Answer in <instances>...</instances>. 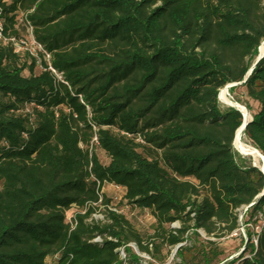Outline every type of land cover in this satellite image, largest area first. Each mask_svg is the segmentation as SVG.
<instances>
[{
    "label": "trees",
    "instance_id": "trees-1",
    "mask_svg": "<svg viewBox=\"0 0 264 264\" xmlns=\"http://www.w3.org/2000/svg\"><path fill=\"white\" fill-rule=\"evenodd\" d=\"M21 14L62 79L0 38V264H122L119 248L131 263V241L159 262L164 245L177 246L173 264L193 251L222 262L198 231L236 230L264 175L234 150L242 115L217 96L241 81L257 107L243 135L264 155V55L242 82L264 39V0H0L2 37L21 36ZM97 182L150 211L154 233L113 211L88 221ZM72 207L85 211L70 229ZM257 214L264 194L244 224ZM245 232L244 253L223 264H264V222Z\"/></svg>",
    "mask_w": 264,
    "mask_h": 264
},
{
    "label": "rangeland",
    "instance_id": "rangeland-1",
    "mask_svg": "<svg viewBox=\"0 0 264 264\" xmlns=\"http://www.w3.org/2000/svg\"><path fill=\"white\" fill-rule=\"evenodd\" d=\"M23 18H24L23 14H21L19 17V21L21 25L20 34L24 38H27L30 35V28L27 27V24L24 22ZM226 97L232 103H237L242 106H244L245 102H248L251 105V110L250 111L247 110L250 116H251V113L255 112L257 109L254 102L248 101V98L245 95V89L240 84L235 85L233 88L232 87L228 88L226 91ZM218 102L221 108L227 106V104L220 101L219 98H218ZM243 139L249 143L245 135H243ZM234 150L241 157H244L246 161L253 163L250 156L240 154L235 148ZM95 152L97 154L99 161L102 164H106L108 162V157L103 150L96 148ZM102 191L105 194V197L106 196L107 197H113V196L121 197L120 201L118 202H116L117 200H113V201L117 209L120 211V213L129 221V223L131 224L135 232H137L142 237H145L146 235H152L154 233L155 218L152 215V213L148 210L136 209L128 203L125 204L126 202L125 200H123L124 189H122L121 191H118L112 185L104 184L102 186ZM243 208L238 211V228L234 230L233 232H231L230 234H226L224 236H219V237H214V236L207 237L202 230L198 231L200 235L199 240L210 239L214 242V244L210 245L208 248L209 256H212L214 253H217L218 254L217 258L219 260L227 261L233 257H237L240 253H244L242 250H243L245 241L243 243L242 239H245V236H246L245 228H249L254 233H257L260 230L261 225L264 222V217H262L261 214H257L256 217L255 216L253 217V219L254 218L258 219L256 225H254L251 222L244 224V221L246 220L247 217L246 216L244 218L240 217V213L242 212ZM98 209L99 210H97L95 214L96 217L95 216L94 218L92 217L93 219H96L97 221L100 219V214L104 216L106 213V211H103V208H98ZM74 211H78V210L77 208L72 207L68 211V214L73 213ZM180 224H181L180 222L176 221L170 224V227L177 228L180 226ZM217 234H222V231H218ZM187 236L189 237L190 233H188ZM128 246L132 249L133 253H135L138 259L136 260V262L130 263L128 261V257L126 253L124 252L123 248L122 249L120 248L121 251L123 250V254H124V257L121 256L122 257L121 259H123L122 264H173L174 262H178V258H176L177 246H165V245L163 246V249H162V254L164 256L163 262H159L156 258L152 257L150 254L140 251L137 248V245L133 241L129 242ZM246 255H248V253H246ZM188 258L191 260L190 262H192L190 264H203L202 261L199 259L198 254L195 251L189 253ZM219 263H216V264H219Z\"/></svg>",
    "mask_w": 264,
    "mask_h": 264
},
{
    "label": "built area",
    "instance_id": "built-area-1",
    "mask_svg": "<svg viewBox=\"0 0 264 264\" xmlns=\"http://www.w3.org/2000/svg\"><path fill=\"white\" fill-rule=\"evenodd\" d=\"M27 27L30 28V35L27 38H24L22 35L19 36L18 38H15V37L4 38V37H2L1 32H0V38H3L4 41H10L12 43L15 51L27 52L29 55H31L35 59V63H36V66L38 67V69L49 70L57 79L61 80L62 79L61 74L58 71H56L50 64V60H49L50 54L44 49L42 44H40L38 41L35 40V38L32 35L31 27L28 24H27ZM0 28H1V24H0ZM42 61L46 62V66H44L42 64ZM95 140H96V137L94 136L93 141H95ZM104 184L112 185L118 191H121L122 189H124L123 187L116 185V184L105 183V182L102 184H99L97 182V186L99 187V189L97 191L98 199L96 202H92L91 204H88V205L95 206L94 211L91 213L90 217L87 219L88 221L92 220L94 218V216L96 217L95 214H96V211L99 210L98 208H103V211H113L116 213H120V211L115 206V203L113 200H117L116 202H118L121 200V197H116V196H113V197H107L106 196L105 197V194L102 191V186ZM124 192H125V190H124ZM104 198L108 199L107 203H104ZM68 211L66 212L65 221L69 225L70 229H73L74 226L76 225V213H83L85 211V209H83L81 211L80 210L74 211L73 213H70V214H68ZM102 219H103V215L100 214L99 220H102ZM93 220H96V219H93ZM92 241L100 242L101 238L99 236H96L92 239ZM254 242L256 243V239H254ZM119 254H120V257L121 256L124 257L123 250L121 251L120 248H119ZM54 259H57V257L55 256Z\"/></svg>",
    "mask_w": 264,
    "mask_h": 264
},
{
    "label": "bare ground",
    "instance_id": "bare-ground-1",
    "mask_svg": "<svg viewBox=\"0 0 264 264\" xmlns=\"http://www.w3.org/2000/svg\"><path fill=\"white\" fill-rule=\"evenodd\" d=\"M258 50L260 53L264 51V39L260 42L258 46ZM226 89L223 87L219 90V99L223 103H230L231 101L226 97ZM239 108H241L243 114L245 117L249 118L250 114L247 111V109L238 104ZM233 146L234 148L242 155L250 156L252 161L260 168H262L264 172V159L261 157L260 152L258 149H256L254 146H252L250 143L246 142L243 139V130L236 129L234 138H233Z\"/></svg>",
    "mask_w": 264,
    "mask_h": 264
},
{
    "label": "water",
    "instance_id": "water-1",
    "mask_svg": "<svg viewBox=\"0 0 264 264\" xmlns=\"http://www.w3.org/2000/svg\"><path fill=\"white\" fill-rule=\"evenodd\" d=\"M263 55H264V51L262 53H260L259 50H258V53L256 55V58H255L254 62L252 63V65L250 66L249 70L247 71V73H246L244 79L242 80V82L247 78V76L250 74V72L253 69V67L255 66V64L259 61V59H261L263 57ZM240 83H241V81L240 82L228 83V84H226L224 86V88L227 90L228 88L233 87L235 85H238ZM217 98H219V92H218ZM227 106L233 107V108L237 109L241 113V115H242V123H241V125L237 129L243 130L245 128L246 124L251 120V116L249 115L250 116L249 118L245 117L244 114H243V112H242V110H241V108H239V106H238L237 103L230 102V103L227 104ZM260 155L264 159V155H262L261 153H260ZM252 166L257 167L263 173V175H264V172H263L262 168L258 167L254 162L252 163ZM263 194H264V186H263L262 190L260 191V193H258L256 195L255 200L253 202H251L250 204L244 206L242 212L240 213V217H242L243 214H244V211L247 208H249ZM245 242H246V239H245ZM224 262L225 261H222L219 264H223Z\"/></svg>",
    "mask_w": 264,
    "mask_h": 264
}]
</instances>
